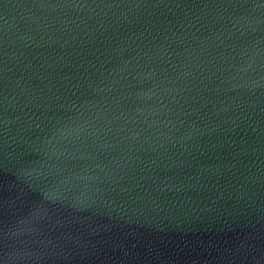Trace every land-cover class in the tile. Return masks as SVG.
<instances>
[{"label": "water", "instance_id": "1", "mask_svg": "<svg viewBox=\"0 0 264 264\" xmlns=\"http://www.w3.org/2000/svg\"><path fill=\"white\" fill-rule=\"evenodd\" d=\"M264 175V0H0V225Z\"/></svg>", "mask_w": 264, "mask_h": 264}]
</instances>
